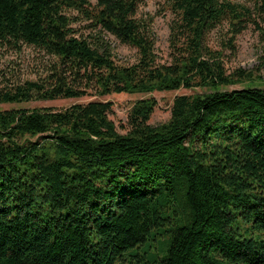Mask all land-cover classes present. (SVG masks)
<instances>
[{
    "label": "trees",
    "instance_id": "16d2710c",
    "mask_svg": "<svg viewBox=\"0 0 264 264\" xmlns=\"http://www.w3.org/2000/svg\"><path fill=\"white\" fill-rule=\"evenodd\" d=\"M144 1L0 0V50L46 60L36 78L0 73V104L213 89L157 126L156 99L138 100L126 133L110 101L0 110V264H264V87L220 89L253 80L223 49L251 24L264 35V0H166L169 62Z\"/></svg>",
    "mask_w": 264,
    "mask_h": 264
},
{
    "label": "rangeland",
    "instance_id": "374dc122",
    "mask_svg": "<svg viewBox=\"0 0 264 264\" xmlns=\"http://www.w3.org/2000/svg\"><path fill=\"white\" fill-rule=\"evenodd\" d=\"M247 1V0H238ZM249 4V2H247ZM76 14V13H74ZM138 16L153 19V29L156 36V53L161 62L170 61V24L173 15L166 5V0H145L139 8ZM227 29L214 31L209 36V44L215 48H224L223 39H228ZM106 39L114 48L116 60L119 63H134L138 59L137 50L129 45L122 44L115 37L107 35ZM235 48L223 49V60L228 73L238 68L254 70L253 80L246 83H236L221 86V90L239 89L252 85L264 87V35L256 25H249L247 29L235 38ZM43 53L32 47L25 46L22 52L0 50V73H6L10 78H36L42 73L46 60ZM211 88L197 87L193 89L180 88L173 91H154L151 93H113L105 96L88 95L80 98H60L55 100H33L23 103H3L0 110L11 108H55L64 109L75 103L89 101H110L113 112L110 118L115 122L120 133L128 130L129 111L140 99L155 98L157 106L150 119V124L159 125L169 120L173 100L178 95L204 94L212 92Z\"/></svg>",
    "mask_w": 264,
    "mask_h": 264
}]
</instances>
